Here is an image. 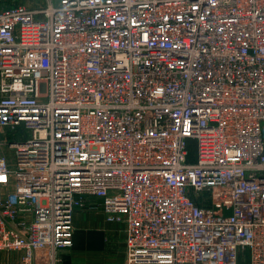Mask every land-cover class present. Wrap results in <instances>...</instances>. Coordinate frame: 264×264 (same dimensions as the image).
Returning a JSON list of instances; mask_svg holds the SVG:
<instances>
[{"label": "built area", "instance_id": "obj_1", "mask_svg": "<svg viewBox=\"0 0 264 264\" xmlns=\"http://www.w3.org/2000/svg\"><path fill=\"white\" fill-rule=\"evenodd\" d=\"M98 207L126 264H264V0L0 7V264Z\"/></svg>", "mask_w": 264, "mask_h": 264}, {"label": "crops", "instance_id": "obj_2", "mask_svg": "<svg viewBox=\"0 0 264 264\" xmlns=\"http://www.w3.org/2000/svg\"><path fill=\"white\" fill-rule=\"evenodd\" d=\"M52 1L57 2L58 0ZM47 2L48 0H19V3L30 7L41 6ZM73 224V245L62 252L67 264H126L125 226L123 224L108 222L100 207L77 210ZM104 238L111 239V245L106 248L103 245ZM40 256L43 254L39 252L37 254L38 264H45L39 262Z\"/></svg>", "mask_w": 264, "mask_h": 264}, {"label": "rangeland", "instance_id": "obj_3", "mask_svg": "<svg viewBox=\"0 0 264 264\" xmlns=\"http://www.w3.org/2000/svg\"><path fill=\"white\" fill-rule=\"evenodd\" d=\"M15 2L16 3L17 2L19 3V0H0V6L7 5V4H12V3H15ZM188 149H189V151H190L191 154H194L195 155V153L197 152V146H196L195 140H190ZM110 241H111V239L109 240L107 238H104V240H103L104 248H106L108 245H111V242ZM116 246H118V243H116ZM4 257H7V256L0 255V258H4Z\"/></svg>", "mask_w": 264, "mask_h": 264}, {"label": "trees", "instance_id": "obj_4", "mask_svg": "<svg viewBox=\"0 0 264 264\" xmlns=\"http://www.w3.org/2000/svg\"><path fill=\"white\" fill-rule=\"evenodd\" d=\"M10 5H12V4H7V5H5V6H10Z\"/></svg>", "mask_w": 264, "mask_h": 264}]
</instances>
